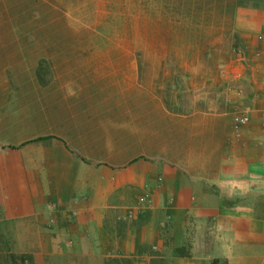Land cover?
<instances>
[{
    "label": "crops",
    "instance_id": "1",
    "mask_svg": "<svg viewBox=\"0 0 264 264\" xmlns=\"http://www.w3.org/2000/svg\"><path fill=\"white\" fill-rule=\"evenodd\" d=\"M227 16L193 75L55 72V264H264V0ZM5 83L0 264H53V68Z\"/></svg>",
    "mask_w": 264,
    "mask_h": 264
},
{
    "label": "rangeland",
    "instance_id": "2",
    "mask_svg": "<svg viewBox=\"0 0 264 264\" xmlns=\"http://www.w3.org/2000/svg\"><path fill=\"white\" fill-rule=\"evenodd\" d=\"M233 4L234 0H55V72L97 67L88 64L97 58L108 63L103 66L106 71L130 73L135 67L131 60L138 58V68L154 67L155 73L168 72L176 80L185 73L193 75L200 68L188 61L197 50L209 47L211 26L228 24ZM51 62L53 0H0V82L5 79L8 88L1 95L9 100L2 99L5 112L12 110L14 92L25 95L20 99L33 98L35 81L52 70Z\"/></svg>",
    "mask_w": 264,
    "mask_h": 264
},
{
    "label": "built area",
    "instance_id": "3",
    "mask_svg": "<svg viewBox=\"0 0 264 264\" xmlns=\"http://www.w3.org/2000/svg\"><path fill=\"white\" fill-rule=\"evenodd\" d=\"M248 120L249 118L246 114H235L233 117V124L235 128H237L243 124H246ZM148 199H149V195L147 193H144L137 198V204L141 206L145 204L148 201ZM130 216L131 214H128V217ZM20 264H28V261L24 259L23 261H21Z\"/></svg>",
    "mask_w": 264,
    "mask_h": 264
}]
</instances>
